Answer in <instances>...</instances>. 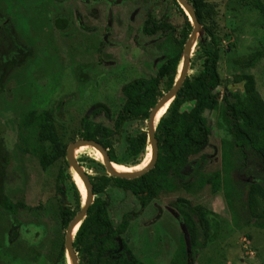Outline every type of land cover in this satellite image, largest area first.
Listing matches in <instances>:
<instances>
[{"label":"rangeland","instance_id":"rangeland-1","mask_svg":"<svg viewBox=\"0 0 264 264\" xmlns=\"http://www.w3.org/2000/svg\"><path fill=\"white\" fill-rule=\"evenodd\" d=\"M207 1L214 5V19L221 37L218 67L221 84L216 92L220 96L224 90L236 93L242 85L234 84L233 77L251 74L264 100V59L245 70L234 67L232 62L235 57L264 46V22L260 14L248 8L250 0ZM147 9L142 0H0V20L29 50L22 65L6 73L0 92V140L8 158L2 195L30 208L20 207L15 215L0 213V264H68L67 254L60 255L66 229L62 228L58 206L63 203L71 208L75 187L83 199L86 190L81 178L64 162L59 160L46 169L41 167L35 131L24 128L22 120L31 110L36 114L51 111L53 125L67 146L78 141L77 132L84 117L112 129L124 101L121 87L135 78L155 76L166 56L182 51L178 32L183 16L174 1L151 10L156 18L164 15V22L173 27L155 36L142 33ZM55 18L65 20L61 28L54 25ZM10 47L0 27V50ZM198 54L194 43L187 74L194 75L201 69ZM80 68L81 76L77 77ZM79 78L84 79L82 83ZM160 87L165 91V84ZM101 104L106 109L99 107ZM192 106L193 103H187L182 108L188 110ZM204 116L210 135L201 152L208 155L201 172L221 171L224 132L216 125L217 112L206 110ZM143 130H147V120L127 122L120 135L114 137L121 165L131 167L125 164L128 161L124 157L125 137ZM146 150L138 168L145 166L142 163L149 153L147 147ZM96 154L89 146L74 151L75 160L88 175L105 171ZM237 157L234 167L222 173L225 180L217 193H212L208 185L189 192L178 186L173 191L161 192L130 220L122 237L132 254L146 264H169L179 250L182 232L166 207L170 209L176 198H186L217 213L222 220L219 240L210 247H198L193 264H264V229L254 224L258 215H251L244 208L247 200L244 183L255 176L264 177V163L248 149L245 158ZM198 158L199 155L191 160ZM128 169L136 170L134 166ZM60 170L62 177L57 178ZM229 188L232 192L226 197ZM234 189L238 190V197ZM98 197L108 201L114 226L123 214L140 209L133 195L115 187L108 186ZM198 240L201 242L202 238L199 236Z\"/></svg>","mask_w":264,"mask_h":264},{"label":"trees","instance_id":"trees-1","mask_svg":"<svg viewBox=\"0 0 264 264\" xmlns=\"http://www.w3.org/2000/svg\"><path fill=\"white\" fill-rule=\"evenodd\" d=\"M178 11L183 16V24L178 40L183 48L185 41L192 31L183 9L176 0H173ZM193 8L197 21L202 26V32L196 39V47L201 57V69L194 75L187 74L178 92L158 114L159 120L155 124L154 136L157 144V158L154 166L138 178L124 179L110 176L107 173L88 175L93 196L92 204L87 209L86 215L76 229L72 245L77 253L79 264H86V253H105L101 256L100 264H146L138 260L127 245L128 256L114 254L117 249L116 236L123 232L129 220L137 217L135 214L125 213L117 226L112 223L108 214V201L98 197L108 186L121 189L133 195L142 211L150 201L161 192H170L178 186L191 191L193 188L209 186L212 193H217L223 187L224 175L234 167L238 157L245 158V150L252 151L256 157L264 163V100L256 88V81L251 74H237L233 77L234 84H241L242 89L236 93L224 90L220 96L216 92L221 84V76L218 71L220 61V42L217 24L215 22L214 5L207 0H186ZM248 8L255 9L264 22V3L262 0H250ZM1 30L4 32L11 47L6 51L0 50V92L6 73L13 67L22 65L27 57V49L16 40V36L3 25L0 20ZM170 26H168L169 28ZM146 34H151L150 27L146 24L143 28ZM166 56L160 64L156 75L148 78H135L121 87L124 101L122 107L113 121V128L99 123H93L86 117L81 119L80 129L77 132L78 140H94L105 150L109 161L113 165L124 168L136 167L140 158L148 149L147 133L143 130L137 134L125 137L124 157L126 167L121 165V158L116 153L115 136H119L123 125L132 121L148 120L151 109L158 100L168 91L175 82L181 69V54ZM264 59V46L254 51L235 57L232 62L239 69L253 68L259 61ZM79 83L83 80L79 79ZM165 84V91L160 87ZM187 103L193 106L185 110L182 107ZM101 108L106 107L101 104ZM167 108V109H166ZM206 110L217 112L216 125L224 132L221 140L222 170L211 173L201 172L202 163L207 154L201 153L208 145L210 128L204 116ZM161 116V117H160ZM24 128L33 129L38 140L37 158L43 169L57 161L64 162L70 168L65 155L67 144L63 142L53 125V113L44 111L36 114L35 111L26 113L22 120ZM146 150V151H145ZM199 155L196 160L191 157ZM98 159L100 157L96 154ZM118 163V164H117ZM8 164L6 148L0 140V196L4 169ZM90 169V168H89ZM61 178L62 170L57 174ZM246 197L244 208L249 214L258 215L254 222L255 226L264 229V177L255 176L252 181L244 183ZM58 191L61 192L60 188ZM226 190V197L231 193ZM63 193V192H62ZM238 197V190L234 189ZM64 196V193L62 194ZM63 199L61 200V202ZM84 199L79 191L74 189L73 206L66 207L61 203L58 206L62 228L66 229L68 223L79 212ZM173 206L178 210L179 221L185 225L190 241V250L187 251L183 234H181L179 250L172 256L169 264H193V258L198 247L207 248L217 242L221 234L222 220L220 216L210 209H203L200 205H194L186 198H177ZM30 209L23 203L12 202L7 196L0 198V213L15 215L17 209ZM260 210V212H258ZM262 212V213H261ZM261 213V214H260ZM15 236L16 234H12ZM199 236L202 241L199 242ZM63 241L61 242V257L65 254ZM107 253V254H106ZM116 256V257H115ZM91 264H98L92 260Z\"/></svg>","mask_w":264,"mask_h":264},{"label":"water","instance_id":"water-1","mask_svg":"<svg viewBox=\"0 0 264 264\" xmlns=\"http://www.w3.org/2000/svg\"><path fill=\"white\" fill-rule=\"evenodd\" d=\"M176 1L179 3L180 7L186 11V15L188 16V19L190 23L192 24V31L183 46L181 63H180V65L182 64V68H181L180 75L179 74H178L179 76L177 75L172 87L161 96V98L158 100L156 105L151 109L149 113L148 120H147L146 133H147V143H149V146L151 148V155H150V159L147 162V164L141 169L133 170L130 172H117L113 169L112 162L109 161V158L105 150L101 147V145L98 142L94 140H78L76 142L69 144L66 148L65 158L69 166L81 178L83 185L85 187V190H86V196L84 198L83 205L81 206L79 212L68 223L65 234H64L65 253L71 259L72 264H77L76 255H75V252L73 250V245H72V240H73V236L75 233V232L73 233V229L80 225L81 221L86 215L88 207L93 202V193L91 190L89 179L87 177V174L83 171V168L75 160L74 150L84 145L92 147L95 150H98L102 155L101 161L103 163L106 173L110 176H115V177L124 178V179H132V178L140 177L141 175L146 173L148 170H150L156 162L157 144H156V139L154 136V130H155V124L159 120V118L157 119V113L163 107L165 106L168 107L169 103L171 102V100L174 98V96L178 92L183 80L187 76V72H188L189 65H190V52L192 50L193 44L196 43L197 37L202 32V26L197 21L193 8L189 5V3L186 0H176ZM180 228H181V231L184 237L187 251H189L190 241H189V235H188L187 229L185 225L182 223L180 224Z\"/></svg>","mask_w":264,"mask_h":264},{"label":"flooded vegetation","instance_id":"flooded-vegetation-1","mask_svg":"<svg viewBox=\"0 0 264 264\" xmlns=\"http://www.w3.org/2000/svg\"><path fill=\"white\" fill-rule=\"evenodd\" d=\"M117 1V0H116ZM139 1H141V0H138V2ZM143 2H146V4L148 5V9H147V11H146V17H145V21L143 22V24H142V33L144 34V35H146V36H155L157 33H159V32H161V31H163V30H166V29H173V27L172 26H170L169 24H167L166 22H164V20H163V17H164V15H162L160 18H156V17H154V15H153V13L151 12V10H154L153 9V7H157V8H160V7H166L167 6V2L169 1V0H142ZM103 3H105V2H103ZM179 4V3H178ZM183 11H184V13H185V15H186V11L183 9ZM187 16V15H186ZM187 18H188V16H187ZM189 20V19H188ZM65 20H63V19H61V18H55V22H54V25L56 26V27H59V28H61V23L62 22H64ZM190 22V21H189ZM148 25L149 27H150V30H151V32H153V30L155 29L156 31H154L153 33H151V34H146L144 31H143V28H144V26L145 25ZM3 25H5V24H3ZM168 26H170L169 28H168ZM1 27V26H0ZM181 29H182V25L179 27V32H178V34H179V38H180V32H181ZM186 42V41H185ZM185 44V43H184ZM184 46V45H183ZM182 51H183V48H182ZM27 53H29V50H27ZM182 54V53H181ZM190 61H191V57H190ZM81 68H83V67H81ZM81 68L79 69V72H78V74H77V77H79V76H81L80 75V70H81ZM79 79H81V80H84V79H82V78H79ZM99 107H101V105L99 106ZM159 196V195H158ZM157 196V197H158ZM156 197V198H157ZM155 199V198H154ZM177 199V198H176ZM175 199V200H176ZM153 200V199H152ZM151 200V201H152ZM174 200V201H175ZM150 201V202H151ZM150 204V203H149ZM148 204V205H149ZM148 205H146L145 207H144V209L145 208H147V206ZM139 208H142V207H140V205H139ZM166 208H168L167 210L168 211H170L171 212V214L173 215V217L177 220V222L179 223V225L181 224V222L179 221V217H180V214H179V212H178V210H176L175 209V207L173 206V203H172V207L169 209V207H166ZM143 209V210H144ZM140 210V209H139ZM142 210V211H143ZM142 211H139V214L142 212ZM109 212V211H108ZM109 214V213H108ZM130 214L132 215V214H135L134 212H130ZM138 214V215H139ZM159 215H160V213L156 216L157 218L159 217ZM133 216V215H132ZM134 218H136V217H134ZM134 218H132V219H130V220H133ZM129 220V221H130ZM121 221V220H120ZM120 223V222H119ZM118 223V224H119ZM117 224V225H118ZM129 225V224H128ZM128 227V226H127ZM127 229V228H126ZM126 229L123 231V232H121V233H119V235L118 236H116V243H117V249L116 250H114V254H116V255H121L122 253H124L126 256H128V252H127V250L126 249H124L123 248V243H125L126 245H127V242H126V240L125 239H123V237H122V234L126 231ZM182 232V231H181ZM128 248V247H127ZM128 250L130 251V249L128 248ZM75 252V251H74ZM132 253V252H131ZM107 254V253H106ZM75 255H76V259H77V264H79V259L77 258V253L75 252ZM104 255H105V253H102V255H101V253H93V255L92 254H90V253H86L85 255H84V260L86 261V264H91V262H93L92 260H97V263L98 264H100V262H101V256L102 257H104ZM116 257V256H115Z\"/></svg>","mask_w":264,"mask_h":264},{"label":"bare ground","instance_id":"bare-ground-1","mask_svg":"<svg viewBox=\"0 0 264 264\" xmlns=\"http://www.w3.org/2000/svg\"><path fill=\"white\" fill-rule=\"evenodd\" d=\"M181 68H182V66H181ZM180 72H181V69L179 70V75H180ZM178 75V76H179ZM161 111V110H160ZM159 111V112H160ZM158 112V113H159ZM158 113H157V115H158ZM84 146H86V145H84ZM82 147V146H81ZM80 148V147H79ZM148 149H149V153H147V155H146V157H145V159L143 160V163L142 164H145L146 165V163L148 162V160H149V157H150V155H151V148H150V146H149V144H148ZM75 151V150H74ZM97 151V154L99 155V157H100V159L102 158V155H101V153L98 151V150H96ZM112 166H113V169L115 170V171H117V172H130V170L128 169V168H124V167H118V166H116V165H113L112 164ZM118 167V168H117ZM139 166H136L135 168H136V170L137 169H141V168H143V167H141V168H138ZM77 175V174H76ZM78 176V175H77ZM79 177V176H78ZM81 186V185H80ZM81 190H82V188H81ZM84 191H85V189H84ZM78 227H75L74 229H73V233L76 231V229H77ZM68 259V264H72L71 263V259L69 258V257H67Z\"/></svg>","mask_w":264,"mask_h":264}]
</instances>
